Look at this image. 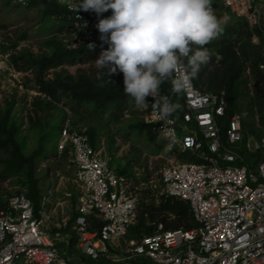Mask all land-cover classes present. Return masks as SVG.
I'll list each match as a JSON object with an SVG mask.
<instances>
[{
	"label": "built area",
	"instance_id": "obj_1",
	"mask_svg": "<svg viewBox=\"0 0 264 264\" xmlns=\"http://www.w3.org/2000/svg\"><path fill=\"white\" fill-rule=\"evenodd\" d=\"M16 1L27 4V0ZM77 2L66 0L65 4L77 21L78 36L84 42L105 44L96 25L111 11L102 16L94 11L78 13ZM223 2L252 31L264 33L262 4ZM253 41L258 44L260 39L254 35ZM186 69L184 59L177 75ZM168 84L172 87L170 80ZM160 95L169 99L161 89ZM176 95L180 109L167 121L159 119L151 96L146 98L147 107L137 108L162 136L168 153L193 158L165 166L160 180L164 195L190 205L195 228L168 230L160 223L153 234L131 239L127 248L117 246L115 242L126 238L137 222L139 195L133 181L110 168L90 137L74 127L69 112L60 128L57 152L61 157L68 154L76 169L75 182L81 188L76 216L71 222L43 206L36 211L26 193L3 196L0 264L21 260L24 264H76L57 245L73 239L63 233L70 226H74L81 255L96 263L264 264V136L261 144L245 138L242 115L228 114L225 89L211 92L192 79L191 87ZM248 155H256L254 167Z\"/></svg>",
	"mask_w": 264,
	"mask_h": 264
},
{
	"label": "rangeland",
	"instance_id": "obj_2",
	"mask_svg": "<svg viewBox=\"0 0 264 264\" xmlns=\"http://www.w3.org/2000/svg\"><path fill=\"white\" fill-rule=\"evenodd\" d=\"M61 2L65 3L66 0H61ZM222 2L221 0L219 8L221 11H225L226 15L220 20L228 18L227 22L222 24V28L247 25L227 10ZM254 2L262 4L264 13V0H254ZM44 9L45 6L41 4L27 7V5L19 4L16 0H0V112L5 110L7 104L12 106V116L19 130L18 140L24 145V151L27 154L38 148L39 140L46 131L50 132L45 141L46 153L40 161L38 171L40 187L44 196L42 206L47 211L51 210L61 220L67 218L72 222L77 213L81 188L75 182L76 169L71 164L69 157H61L57 152L60 128L71 112L76 129L87 134L93 130L94 142L103 156L108 158L110 168L114 169L117 174L130 178L135 184L133 190L138 193L140 198L138 218L143 209L155 212L160 208L164 196L160 180L162 169L179 161L192 162L193 158L189 155L168 153L166 142L155 128L151 135L148 133V128L143 131L137 129L142 120L137 112L138 108H135L134 111L132 109L122 117L116 116L113 112L95 115L93 106L84 108L79 113L72 112L71 106L59 104H52L50 111L47 112L38 110L35 107L36 102L46 99L50 102L51 100L42 95L35 83L34 73L25 69L26 63L33 58L52 54L54 49L48 43L51 38H60L63 43L73 47L77 45L78 40L81 41L76 27L68 25L65 32L60 33L54 21L50 18L46 19ZM250 31L252 32L251 29ZM262 38L258 44H260L264 56V33ZM100 54L99 51L97 59ZM208 66L214 70H224L222 65L218 61L214 62L212 58L208 64L202 65L204 68ZM95 67H97L95 61L84 62L74 67L67 66L51 70L48 76L52 78L56 72L61 70H66L74 75L80 70L90 73ZM238 68L242 69L243 73L235 84L234 93L237 96L235 105L243 117L244 126L246 125L244 135L245 138L254 139L256 143L261 144L264 136L261 99L259 100L255 94L250 78L251 66L246 62H240ZM222 75L211 71L204 76L206 79L212 80L213 78L219 82ZM194 81L199 84L198 77H195ZM225 88L227 89V87L223 89ZM4 159H6V155L0 153V178L5 168L2 163ZM26 180L25 171L19 177L5 181L0 179V196L11 197L24 192L25 187L19 182ZM161 214L157 213L156 223L166 219V215ZM167 216L168 222L175 219L172 215ZM138 221L139 219L133 228L138 226ZM150 226L148 222L147 229ZM63 233L72 236L73 239L58 241V248L62 252H66L68 258L76 264H83L82 261L87 259L81 255L74 226H70ZM136 236L134 232H130L126 238L116 241L115 244L122 249L127 248L131 239L138 238ZM87 262L96 263L93 260H87ZM18 264H24V260L19 261Z\"/></svg>",
	"mask_w": 264,
	"mask_h": 264
},
{
	"label": "trees",
	"instance_id": "obj_3",
	"mask_svg": "<svg viewBox=\"0 0 264 264\" xmlns=\"http://www.w3.org/2000/svg\"><path fill=\"white\" fill-rule=\"evenodd\" d=\"M221 0H212V7L218 19H222L226 15L225 11H221ZM223 3V2H222ZM45 6L44 15L54 21L55 26H58L59 32L64 33L65 28L71 26L77 29V21L73 12L69 11L66 4L61 0H27V7L35 5ZM92 12V11H90ZM69 25V26H68ZM54 26V27H55ZM260 38L262 33L257 30ZM253 32L250 31L247 25H234L233 27H223L218 39L212 43L205 45L207 47L212 60L218 61L224 70L210 68V66L201 69L196 77L199 79V86L207 88L209 91L218 92L224 87H227V98L229 101V116L239 112L235 105L237 96L235 95V84L241 77L242 69L238 68L240 62L248 63L251 66L250 78L254 85V91L262 104V118L264 120V56L259 45L252 42ZM236 36V38H234ZM263 39V38H262ZM81 40V38H80ZM82 41V40H81ZM79 41L75 47L66 45L60 38H51L49 45L53 47L52 54L33 58L26 63L25 69L31 70L35 76V83L39 87L42 94L46 95L51 101L40 100L35 103V107L43 112L50 111L52 104L67 105L72 107V112L79 113L82 109L93 106L95 115H103L108 112H113L116 116L122 117L127 112L137 108L134 101L124 93V75L122 72L113 73L110 76L102 73L98 67H95L90 73L78 71L71 74L66 70L56 72L52 78H49L48 73L51 70H57L63 67H74L81 63L94 62L97 59V53L102 52L108 47L107 44H93L89 42ZM262 41V40H261ZM94 47H89V45ZM223 74L221 81L206 79L205 74L208 72ZM194 79V78H193ZM161 91L179 106V100L169 86L168 80L160 86ZM180 109V106L178 107ZM12 106L6 105L4 111L0 112V153L6 155V159L2 160L5 168L2 172V181L19 177L20 174L26 172V181L19 183L25 187V191L29 199L35 205L36 211L41 210L43 203V192L40 187L38 171L40 161L46 153L45 141L49 136V131L40 138L38 148L27 154L24 151V145L18 140V126L12 116ZM141 116V121L137 129L142 131L145 128L149 129V135L153 133L154 126L145 122L143 114L137 111ZM136 112V113H137ZM74 124V123H73ZM246 126V125H245ZM85 133V132H84ZM87 134V133H86ZM93 146L95 144V135L93 130L87 134ZM68 157V154L64 155ZM185 156V155H183ZM256 155H248V161L253 163ZM254 167V163L252 165ZM3 196H0V207H5ZM157 213L166 215V219L158 221ZM175 217L174 220L168 222V216ZM138 226L132 227L130 232H134L136 237L140 238L143 235H150L156 231V225L163 223L166 229L176 230L184 228L191 230L196 227L193 213L190 205L177 198H172L164 195L161 200L160 208L155 212L149 210H141ZM150 223V228L147 229V224ZM156 224V225H154ZM146 230V232H143ZM76 259L75 257H72ZM72 261V259H70ZM83 264H92L82 261ZM94 264H110L109 262H100Z\"/></svg>",
	"mask_w": 264,
	"mask_h": 264
},
{
	"label": "clouds",
	"instance_id": "obj_4",
	"mask_svg": "<svg viewBox=\"0 0 264 264\" xmlns=\"http://www.w3.org/2000/svg\"><path fill=\"white\" fill-rule=\"evenodd\" d=\"M81 10L94 11L98 16L111 10V15L96 25L100 40L108 45L95 61L96 66L107 76L122 72L124 93L136 106L147 107L146 98L151 96L162 121H167L179 106L160 95V86L170 80L174 93L187 91L201 66L211 61L204 46L219 38L228 19L217 18L212 0H78L76 11ZM257 30L262 33L253 30V37H259ZM253 37V44L259 45ZM184 59L186 73L177 75Z\"/></svg>",
	"mask_w": 264,
	"mask_h": 264
},
{
	"label": "crops",
	"instance_id": "obj_5",
	"mask_svg": "<svg viewBox=\"0 0 264 264\" xmlns=\"http://www.w3.org/2000/svg\"><path fill=\"white\" fill-rule=\"evenodd\" d=\"M205 89H207V88H205ZM208 90V89H207ZM209 91V90H208ZM212 92V91H211ZM98 149V148H97ZM103 154V153H102ZM105 158V157H104ZM106 159V158H105ZM107 160H108V158H107ZM109 161V160H108Z\"/></svg>",
	"mask_w": 264,
	"mask_h": 264
}]
</instances>
